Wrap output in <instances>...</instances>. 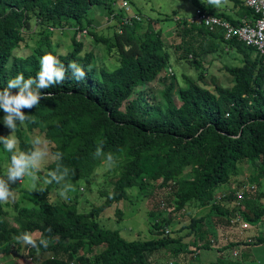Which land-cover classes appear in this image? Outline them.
Listing matches in <instances>:
<instances>
[{"label": "trees", "instance_id": "trees-1", "mask_svg": "<svg viewBox=\"0 0 264 264\" xmlns=\"http://www.w3.org/2000/svg\"><path fill=\"white\" fill-rule=\"evenodd\" d=\"M113 3L114 0H0V87L18 72L25 78H34L44 54L55 56L66 69L65 79L59 85L40 90L46 97H41L36 106L21 109L27 119L12 133L21 151L33 147L24 139L25 129L39 131L50 144V152L61 153L59 160L54 158L46 165L45 177L57 164L69 169L60 183L52 182L43 191H33L34 202L25 206L14 204L12 225L1 217L6 211L0 202V254L11 247H20L15 235L25 231L38 234L34 238L37 248H31L28 253L31 261L21 260L16 264H151V253L175 241L163 235L168 217L153 215L150 233L154 236L143 241L127 240L117 230L103 228L93 219L114 202L126 198L125 189L129 186H137L140 192L165 189L169 203L179 212L191 202L210 204L211 210L220 214L219 220L225 223L230 222L235 212L252 224L264 218V203L259 206L255 203L256 199L264 198V191L255 194V189L246 191L239 205L233 204L223 211L214 196L220 185L229 183L236 175L240 162L247 160L252 164L254 173L249 181L253 185L264 177V70L260 55L235 38L225 40L220 29L209 30L176 19L180 41L174 50L178 60L189 55V63L198 64L203 53L216 52L225 45L241 54V63L225 65L232 84L227 87L215 84L213 90L183 74V85L177 90L179 102L171 95L173 84L170 83L160 91L161 106L150 89L142 88L169 61V52L158 30L148 27L137 34V21L125 25L121 33L112 24L108 27L112 29L110 35L98 34L96 25L85 16L97 4H102L106 13L112 12ZM196 7L233 24L239 20L205 2L196 1ZM238 12L240 17L253 14L244 2ZM31 20L40 27L38 34L44 44L34 45L31 53L17 55L15 50L21 43L26 44L32 34ZM73 23L70 49L61 53L52 46L48 34ZM83 28L115 58L114 68L94 65L93 53L83 50L82 42L76 38ZM70 61L84 68L82 80L71 78L67 69ZM11 91L15 93L17 89ZM9 132L0 123V135ZM98 144L101 155L95 156ZM105 153L112 155L118 170L110 190L101 192L100 203L81 212L74 207V197L61 203L49 199L51 189L57 184L73 186L78 179L91 176L105 160ZM185 171L189 173L188 181L181 178ZM2 176L0 162V179ZM234 191H229L233 198ZM203 219H190L189 227L194 229ZM231 224L238 228L236 223ZM253 231L251 242L235 239L222 248L249 243L264 245V233ZM42 237L47 239V247L39 246ZM210 247L207 243L201 245V248ZM35 250L39 255L33 257ZM239 256L230 264H243L237 261ZM223 258L221 255L209 264H225Z\"/></svg>", "mask_w": 264, "mask_h": 264}, {"label": "rangeland", "instance_id": "rangeland-1", "mask_svg": "<svg viewBox=\"0 0 264 264\" xmlns=\"http://www.w3.org/2000/svg\"><path fill=\"white\" fill-rule=\"evenodd\" d=\"M128 4V11L119 6L121 0H114L112 8L114 11L126 14L136 13L140 15L141 21L137 22L139 26H136L135 30L137 34H141L146 28L150 27L153 31L160 33L163 44L169 52V61L166 63L164 69L157 75V77L144 85L142 88L150 89L154 95L155 100L163 106L162 99L160 97V91H162L168 84L172 83L173 88L171 95L174 101L178 103V87L183 85L182 75L191 76L197 80L199 84L213 90L215 84L221 86H230L232 84V76L225 70V65L234 66L241 63V54L237 53L234 49H227L225 45H221L218 51L207 52L201 55L198 64H191L187 59L178 60L174 46L179 43L180 36L178 33V25L176 19L180 21L190 17L196 8V1L208 3V0H124ZM244 0H221L219 6L211 5L214 9L225 12L226 14L233 15L232 10L239 8ZM106 9L102 4L93 5L86 13V18H90L93 24L96 25L95 31L98 34L110 35L112 32V24H105V16L107 15ZM30 31L32 32L27 38L26 44L21 43L20 48L15 50L17 55H26L34 51V45L44 44V40L38 34L40 27L35 24L33 20L30 21ZM75 23L72 26L50 31L49 38L52 46L63 53L70 49L71 35ZM85 29V28H83ZM86 32H79L76 38L82 42L83 50H90L93 53V63L95 66L105 65L112 69L115 67V58L107 53L105 47L98 43L96 44L87 29ZM44 31V30H43ZM170 70H173L171 75ZM200 75V76H199ZM264 89V85H263ZM24 139L30 143L34 137L41 138L40 148L46 151V156L40 161V169L37 172V176L40 178L37 180V187H44L42 183L45 178L46 165L54 160V155L50 152V144L44 140L42 134L39 131H27L24 129ZM18 147V146H17ZM0 162L4 170L8 163V153L4 152L0 148ZM116 164L112 161L108 163L103 160L98 167L95 168L91 176H87L78 179L73 185L71 191H69L65 198H61L58 194V189L61 187L57 184V187L51 189L49 199L52 202L67 201L68 197H74L76 204L74 207L81 211L87 212L93 205L100 203L103 199L101 192L109 191L111 188V182L117 175ZM253 166L249 161L240 162L237 166L236 175L231 177L232 180L229 183L220 185L215 190L217 193H225L226 196L218 199L217 206L221 211L232 207L235 203V199L231 196L233 192L243 181L249 182L253 175ZM181 178L189 180V173L185 171ZM243 181L241 182V180ZM21 181V182H19ZM11 182L9 188L11 191L10 198L2 202L5 209L4 215L1 217L6 221L8 225L15 223L13 216L16 212L14 204L28 205L35 201L36 196L32 193L33 190L29 186V182L26 178ZM259 182H254L255 193L258 191H264V177H261ZM181 184V183H180ZM21 189L26 190L21 191ZM126 198L114 202L111 206L101 212L98 216H94L93 219L103 228L110 230H117L119 234L127 240H147L154 236L150 233L152 230L153 215L165 216L169 218V223L166 224L163 229V235L174 239L173 243H170L167 247H162L150 255L151 264H209L216 261L221 255L224 257V263L230 264L234 259L232 255V249L235 246L229 248L224 247L230 241L238 239L239 232L244 235L238 228L233 227L230 222L225 223L219 220L218 215L211 210L210 204L198 205L195 203H188L185 205L184 210L181 212L169 203L166 196L165 189L146 190L140 192L137 186H129L125 189ZM229 192V193H228ZM229 195V196H227ZM167 201V202H166ZM216 202V203H217ZM169 203V204H168ZM255 203L262 205L264 198L256 199ZM73 205V204H71ZM69 205V206H71ZM150 212L152 214H150ZM203 217L202 222H198L194 229L189 227L190 219ZM224 219V218H223ZM168 229V232H165ZM237 231V232H235ZM248 234V230L245 231ZM250 233V232H249ZM33 238L37 237V233H30ZM237 234V236H233ZM234 237V238H233ZM251 240H253L251 238ZM210 244V248H201L202 244ZM244 243V242H243ZM220 251L218 250L219 247ZM32 247L20 244V247L16 249L11 247L7 252L0 254V264H4L10 261L16 264L18 261L27 260L28 253ZM100 247L95 249V253L99 251ZM33 257L38 256V251L32 252ZM45 255V254H44ZM48 255V254H47ZM263 258L257 259L256 256ZM238 258V257H237ZM236 258V259H237ZM243 264H264V245H255L253 243L247 244L242 250V257L237 259ZM230 261V262H229Z\"/></svg>", "mask_w": 264, "mask_h": 264}, {"label": "clouds", "instance_id": "clouds-1", "mask_svg": "<svg viewBox=\"0 0 264 264\" xmlns=\"http://www.w3.org/2000/svg\"><path fill=\"white\" fill-rule=\"evenodd\" d=\"M210 5L219 6L221 0H208ZM113 9V8H112ZM114 10V9H113ZM67 69L71 74V78L82 80L85 76V70L74 61L67 64ZM65 66L52 54H44L39 60V69L35 73V77L25 78L22 73H17L13 78L8 79L3 87H0V110L3 116L0 117V123L10 129L8 135H0V148L8 156V163L4 170V177L0 179V202L7 201L11 196L9 184L26 178L29 186L36 191H43L42 187H37V172L40 169V161L46 156V151L39 146L42 141L40 137H34L30 143L33 146L29 151L19 150L17 137L12 134L15 132L17 125L22 124L26 119L25 112L22 108H32L36 106L41 97H46L41 89H47L53 85H59L65 79ZM17 89L13 93L12 89ZM102 144V142H101ZM101 144H98L94 155H101ZM56 160H59L61 153H54ZM104 159L111 163L113 157L109 153L104 154ZM69 169L60 164L56 168L49 170L47 176L43 178V184L52 182L60 183L68 175ZM70 183H64L59 189L58 194L61 198H65L67 193L72 190ZM14 239L23 245L37 248V240L25 231L15 235ZM46 238L39 239L40 247H47Z\"/></svg>", "mask_w": 264, "mask_h": 264}, {"label": "built area", "instance_id": "built-area-1", "mask_svg": "<svg viewBox=\"0 0 264 264\" xmlns=\"http://www.w3.org/2000/svg\"><path fill=\"white\" fill-rule=\"evenodd\" d=\"M244 4L252 10L253 14L250 16L244 15L239 17L236 24L231 23L223 17L201 10L198 7H196L194 13L185 20L187 23L204 26L209 30L220 29L225 40L235 38L244 43L246 46L253 47L262 59L264 70V0H244ZM119 6L128 11V4L126 1L121 0ZM140 20V15L136 13L121 14L114 10L107 13L105 16V24H116V28L119 33L122 32L125 25H132L133 22ZM82 31L86 32L85 29ZM168 68L169 72L172 74L170 67ZM254 188L255 185L249 182H243L239 185V187L234 191V205H239V202L244 199L245 192ZM225 195V193H217V195H215V200L221 199ZM230 222L238 223L239 229L242 232L246 230H256L255 232L258 234L264 233V218H261L257 223L252 224L244 220L238 212H235L234 216L230 217ZM165 232L167 233L168 229H165ZM251 241L250 237L246 236L243 238L244 243ZM241 249L242 246L237 247L232 251V255L239 256ZM27 260L31 261V257H28Z\"/></svg>", "mask_w": 264, "mask_h": 264}, {"label": "crops", "instance_id": "crops-1", "mask_svg": "<svg viewBox=\"0 0 264 264\" xmlns=\"http://www.w3.org/2000/svg\"><path fill=\"white\" fill-rule=\"evenodd\" d=\"M232 13H233V17H240V13L238 12V8H234L233 10H232ZM240 230V229H239ZM241 231V230H240ZM249 232H248V234H246V232L244 231L243 233H244V235H241L239 232H237V231H235V232H237V234H239L240 236H238L239 238V240H243V238H245L246 236L247 237H252V235H253V230H248ZM242 232V231H241ZM237 234H234L233 236H237ZM239 246H242V249H241V252H240V256H239V258L240 257H242V250H243V248L246 246V244H243V245H241V244H238V245H235V248H233L232 249V251L234 250V249H236L237 247H239ZM231 251V252H232ZM256 256V258L257 259H260V258H263V257H260V256H257V255H255ZM260 257V258H259Z\"/></svg>", "mask_w": 264, "mask_h": 264}]
</instances>
